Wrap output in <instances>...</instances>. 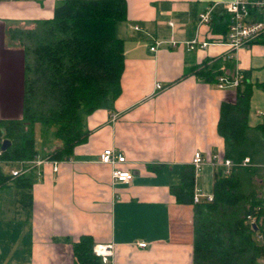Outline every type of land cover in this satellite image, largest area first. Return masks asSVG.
Returning <instances> with one entry per match:
<instances>
[{
    "label": "crops",
    "instance_id": "0c3cea01",
    "mask_svg": "<svg viewBox=\"0 0 264 264\" xmlns=\"http://www.w3.org/2000/svg\"><path fill=\"white\" fill-rule=\"evenodd\" d=\"M61 1L0 0V121L23 116L25 47L9 31L37 28ZM126 1L127 19L116 31L124 40L121 92L85 116L88 138L70 159L30 165L37 179L29 208L0 186V264H74L73 243L83 235L95 246L112 244L111 264H193L194 204L179 203L172 186L193 166L195 191L213 194L219 168L209 159L225 154L221 106L236 95L201 70L248 73L249 123L264 121V37L237 51L228 44L224 5L232 0ZM208 9L213 21L200 27ZM106 149L126 157L118 167L131 181L113 180V166L100 161ZM197 152L206 159L199 170Z\"/></svg>",
    "mask_w": 264,
    "mask_h": 264
},
{
    "label": "trees",
    "instance_id": "16d2710c",
    "mask_svg": "<svg viewBox=\"0 0 264 264\" xmlns=\"http://www.w3.org/2000/svg\"><path fill=\"white\" fill-rule=\"evenodd\" d=\"M127 15L126 0H64L56 6L54 17L37 28L9 31L25 47L24 103L21 119L0 121V147L4 139L11 140L0 156V186L14 190L23 206L29 208L32 201L37 172L30 168L14 176L11 169L21 163L28 168L39 157L70 159L75 147L88 138L85 116L109 96L120 94L125 53L124 40L116 31ZM222 21L223 17L216 30L223 29ZM200 75L217 82L222 72L202 69ZM249 78L245 73L235 98L222 103L218 130L225 140L224 158L240 163L250 157L252 164L236 165L229 175L219 168L211 202L194 203L193 166H185L180 183L172 186L179 203L194 204L193 264L264 261V165L260 164L264 121L255 127L249 123L254 86ZM37 124L43 136L51 130L57 139L52 150L37 149ZM250 214L257 229L247 220ZM94 246L90 235L73 243L74 264H110L95 254Z\"/></svg>",
    "mask_w": 264,
    "mask_h": 264
},
{
    "label": "built area",
    "instance_id": "2783aa9c",
    "mask_svg": "<svg viewBox=\"0 0 264 264\" xmlns=\"http://www.w3.org/2000/svg\"><path fill=\"white\" fill-rule=\"evenodd\" d=\"M224 10L229 14L228 34L227 42L235 50H239L244 47H250L261 37H264V0H232L224 5ZM258 16V17H256ZM212 22V10L208 9L201 13L199 26H210ZM138 28V26H136ZM159 42L158 44H160ZM175 44L176 42H172ZM208 43L203 42L201 46H206ZM199 42L197 39L189 42L191 49L197 47ZM156 47H152L155 50ZM245 75L241 72H237L234 76H220L218 78L217 85L220 88H237L244 80ZM161 84H157V89H162ZM3 150L0 147V156ZM205 158L201 152L195 154L193 164L196 170H199L205 163ZM50 161L47 158L36 159L29 164L43 163ZM102 163L110 164L113 166L112 177L115 182H129L133 179V174L130 171L123 170L118 167V164L126 162V157L116 151L115 149H106L100 156ZM209 162L215 168H223L224 173L229 175L234 166H248L251 165L250 157H246L242 162L235 163L230 158H224L220 154H214ZM27 163H21L20 167L11 169V173L14 176H19L25 171L30 169L26 167ZM55 169H58L56 165ZM194 203L203 201L211 202L214 200V194H205L201 190H196L193 197ZM247 220L253 225L256 224V218L253 215H248ZM262 238V235H259ZM142 247L147 246L146 242L139 244ZM94 252L97 256L102 257L103 262L110 263L113 257V246L109 245H97L94 246Z\"/></svg>",
    "mask_w": 264,
    "mask_h": 264
},
{
    "label": "rangeland",
    "instance_id": "374dc122",
    "mask_svg": "<svg viewBox=\"0 0 264 264\" xmlns=\"http://www.w3.org/2000/svg\"><path fill=\"white\" fill-rule=\"evenodd\" d=\"M36 146L40 152L52 150L58 144L57 139L53 136L50 130L46 136L42 135V127L40 124L36 125ZM264 264V261L261 262Z\"/></svg>",
    "mask_w": 264,
    "mask_h": 264
},
{
    "label": "water",
    "instance_id": "95a60500",
    "mask_svg": "<svg viewBox=\"0 0 264 264\" xmlns=\"http://www.w3.org/2000/svg\"><path fill=\"white\" fill-rule=\"evenodd\" d=\"M11 145V140L9 139H4L2 144H1V149L3 151H6ZM253 226L255 227V229H257V225L256 224H253Z\"/></svg>",
    "mask_w": 264,
    "mask_h": 264
}]
</instances>
